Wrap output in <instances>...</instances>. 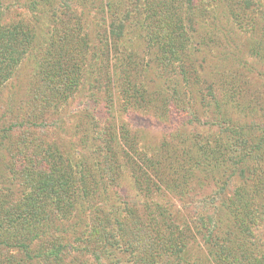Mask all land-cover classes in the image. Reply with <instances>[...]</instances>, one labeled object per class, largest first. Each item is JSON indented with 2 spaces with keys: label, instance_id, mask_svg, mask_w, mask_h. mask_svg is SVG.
I'll return each mask as SVG.
<instances>
[{
  "label": "rangeland",
  "instance_id": "rangeland-1",
  "mask_svg": "<svg viewBox=\"0 0 264 264\" xmlns=\"http://www.w3.org/2000/svg\"><path fill=\"white\" fill-rule=\"evenodd\" d=\"M0 1L2 4L0 24L3 23L8 28V26L11 27V24L21 25L24 23L21 26L23 30L28 29L32 34L36 33V29L43 32V35L38 36L39 45H35L31 39L32 44L25 48L27 51L16 68L11 69L12 56L17 54L19 47L15 53H7V58L0 69V173L2 176L0 178V207L3 206L8 213L9 209H13L10 217L4 215L0 209V264H99V262L111 264L107 258L96 260L93 253L84 251L87 241V225L90 226L92 223L96 225L93 220L98 218L102 222L98 224L99 227L104 226L105 230L107 226L103 221V212L111 209L112 216L117 219L113 226L117 231L115 232L118 234V230H121L123 234H118V237L122 239L124 245L134 243L139 248V250H135L134 257H127V255L125 257L134 261L135 264H146L148 257L146 254L144 257V242L139 241L135 237V230L130 228L132 216L139 213L132 212L133 208L140 209V212L144 214L151 213L149 209L151 206L148 208L143 206L145 199L142 191L138 189L143 188L144 180H141L139 184L141 186L136 184V178L131 171L133 167H131L123 172L121 178L117 177V187H115V179L109 175L103 159L106 154L99 156V154L91 152L98 150L102 143L106 144L108 135H105V130L108 129L109 124L114 126L115 132L118 131L119 137L117 140L110 141L111 156H115L113 154L115 152L124 154L123 150L128 152L127 143L131 142L137 147L136 153H132V155L138 161L141 169L146 170V159L155 157L160 164L152 163L153 166L166 170L168 174L175 173L178 165L171 158H164V153L161 152L164 147L161 146L163 142L170 148L169 152L172 151V146L177 151L192 150L195 154L193 158H200L197 157L199 155L194 135L198 132L202 138V141L196 143L197 145L209 142V145L212 146L215 140L228 143L229 133L227 132L226 135L222 130L227 118L235 125L244 126L246 129L249 126L252 130L254 129L247 133L256 132L259 138L255 142H259L264 136V126L262 125L264 124V44H261L259 40L254 43V38L257 37V34L264 38L262 31L258 33L264 29V21L261 20V13L264 14V0H227L226 2L223 0H215V2L213 0H191L192 12H194L193 25L191 26L194 28V33L186 32L184 51L187 54H192L194 43L202 45L199 50L194 52L197 55L193 56L192 54L195 58L192 62L195 75L193 77L190 75L183 77L180 73V68L186 66L187 62L184 56L173 58L172 69H162L157 66L156 62L160 59L159 50L156 43L149 46L147 36L150 34L145 29L132 25L120 43L113 41L109 37L107 27L103 25L102 20L107 15L104 11V13L100 11L102 6L100 0L93 1L94 8L89 7L90 11L87 16L79 14L81 12L80 5H83L84 0H55V3L50 6L59 8L63 24L57 20L54 27L50 26V18L39 17L43 11L40 2L42 0H34L39 2L36 11L39 8L41 10L38 15V24L30 18V15H35V10L31 8L32 0H22L21 8L11 10H7L6 6L14 0ZM183 6L185 5L182 4L181 7ZM71 10L76 17H81L82 24L81 28L77 29L78 33L73 28L71 30L69 21L71 22L73 15L67 13ZM181 10L179 13L183 17L186 8ZM141 17L143 18V15ZM93 19L98 20L97 26L93 23ZM250 22L252 23L250 24ZM155 26L153 32L162 25ZM51 32L52 35L57 32L65 35L67 33L72 37L76 36L77 42L83 43V48L85 46L82 41L87 42L86 47H88L89 53L82 56L83 61H79L81 66L78 67L80 73L78 76L81 77L84 72H89L90 77L97 78L94 84L89 80V83L94 86L93 90L97 92L98 103L96 105L91 96L85 97L91 91L88 93L85 91L84 83L77 85L76 75L75 91L70 95L68 105L61 107L56 105L54 110L53 108L49 109L50 111L45 115L35 111L34 106L31 107V85L37 81L38 77L36 76H39L40 72L37 67L41 60H50L46 56V52L48 50L47 40ZM250 38L253 42L252 45L261 52L249 51ZM115 43L119 47L117 53L114 49ZM75 46L74 49L77 50V44ZM74 49L71 53L73 57L76 54ZM101 54L104 56L101 64L96 63L97 70L91 72L84 69L87 62L89 63L88 68H93L95 57L97 58ZM106 54L108 55L107 61L105 60ZM113 58H116L115 62ZM84 60H86L85 63ZM115 64L116 69L113 66ZM187 68L192 70L190 66ZM168 70H171V73H168ZM107 74L109 75L108 79ZM171 76L180 77L178 81L186 91L183 99L188 101L189 108L183 107L180 100L177 103L172 98L171 88L174 82L168 80ZM86 79L88 80L89 76ZM204 80L214 82L210 91L206 88ZM80 88H82L81 91ZM107 92L112 93V108L115 114L113 119L108 120H106L105 104L110 97L107 96ZM210 93H214L215 96L209 95ZM223 98L225 100H222ZM205 101L210 103L209 110L206 109ZM58 102H62V100ZM216 103L221 110L225 111V114H221V111L217 113ZM88 109L92 114L93 109L94 111L97 109L99 112L96 117V127L92 130L89 125L93 120L87 116V112L85 113ZM167 110L170 112L167 113ZM157 111L162 112L161 118H158ZM195 113L200 114L198 119H195ZM33 114L37 115V118H34ZM225 116L226 118H224ZM28 120L42 122L44 125L41 126L38 123L39 127H37L38 124L29 126L26 123ZM183 123L184 126H182ZM93 136L96 137L95 140L92 138ZM180 137H184L187 141L181 140ZM28 140L31 142L28 143ZM82 140L86 142L89 140V152L82 148ZM180 141H184L185 144ZM26 144L27 146L29 144V151L23 153L22 148ZM261 146L259 145V147ZM71 147L82 153L79 156L81 159L96 160L95 163H98L94 167L88 163L85 165L81 163V166L87 169L88 175L82 181L79 178L81 167L70 163L78 156L77 154H75L77 156H71L73 154ZM93 147L95 150L90 151ZM251 152L252 155H257L256 151ZM129 153H131L130 150ZM143 156L146 159H143ZM120 160L129 164L125 156L120 157ZM27 162L29 167L26 168ZM30 171L34 174L37 171L40 174L38 179L40 186H43L44 183V187L58 191L59 188H62L63 183L68 187L71 196L78 195L79 197H77V202L74 201L72 207L68 208L69 219L59 218V220L54 219L51 222L49 214H47L35 224L39 226L37 235L33 237L32 233L27 239H23L20 237V232L16 233L19 229L14 226V222L11 220L15 219L17 213L21 215L20 207L31 205L34 200L39 199L38 197L42 199V194L47 191V188L43 187L42 194H37L38 188H33L35 181L30 179ZM257 174L259 173L257 172ZM52 175L54 176L52 177ZM48 177L53 178V184L47 183ZM106 188H111L108 193ZM114 188H117V194L113 193L116 192ZM231 188L232 191L237 189L232 186ZM120 191H125L128 194L124 199L126 202L119 198ZM103 195L108 198L106 204L101 203ZM169 197L176 198L170 194ZM175 200L176 206L181 209V201ZM45 201H47L46 197ZM132 204H135L136 207ZM86 206L89 207L83 209L84 214L82 213L79 220L78 211ZM249 207L250 212L255 210L251 205ZM115 208L119 212L114 211ZM155 217L158 219V216ZM140 219L141 221L145 219L147 222L144 221L143 224L138 221V225L151 227L147 215H144L143 219L140 216ZM190 219L189 217L187 220ZM256 222L259 225L257 233L264 237V222L258 219ZM189 225L193 226L192 221L189 222ZM148 226L146 227L149 230ZM3 228H9L8 231L11 230L9 233H15L12 238L14 240H10L14 241L12 243L20 242L26 246L17 247L8 244L2 239ZM147 228L146 232H148ZM6 234L4 232V236ZM144 240L147 241V239ZM196 241L201 245L199 237ZM59 246L63 247V253H61L62 249H57L59 257H57V253L53 256V252ZM203 251L205 252V250Z\"/></svg>",
  "mask_w": 264,
  "mask_h": 264
},
{
  "label": "trees",
  "instance_id": "trees-1",
  "mask_svg": "<svg viewBox=\"0 0 264 264\" xmlns=\"http://www.w3.org/2000/svg\"><path fill=\"white\" fill-rule=\"evenodd\" d=\"M93 1L95 2L96 0H84L83 5H80L81 12H79V14L87 16L90 11L89 7L92 6L94 8L95 4ZM223 1L226 2L227 0ZM40 2L42 3L41 6H43L41 15H39L41 11L40 8L36 11L39 2L37 3L34 0L30 2L32 4V10H35V15H30V18L34 19L36 24L39 22V17L43 19L44 17L50 18L51 27H54L57 20L61 21L60 24H63L60 18L59 8L50 6L55 3V0H42ZM213 2H215V0H213ZM100 3L102 5L100 11H104L107 15V17H104L102 20L104 23L101 22L107 27L109 37L112 38L113 41L120 43L125 33L128 32L132 25L135 27L137 26V28L145 29L148 34H150V36H147L149 46H153L156 43L159 50L160 59L156 62L157 66H160L162 69H172L174 63L173 58L184 56L187 62L186 66L180 68V73L183 77L184 75H190V77L195 76L192 66V62L195 60L193 56L196 54L194 52L199 50L202 45H195L194 43L192 46L193 56L184 51V44L187 39L186 32L194 33V28L191 26L193 25L194 19L191 0H100ZM182 4L185 6L181 7ZM22 5V0H14L9 2L6 7L7 10H11L14 8H21ZM247 5L249 4L247 3ZM1 6L2 4L0 1V7ZM182 8H186L183 17H181L179 13L182 11ZM67 13L73 15L71 18L72 23L69 21L71 30L72 28L73 30H79L82 24L80 21L81 17H76L72 10ZM141 15H143V18ZM261 20L264 21L263 13H261ZM92 21L96 26L99 23L98 20L95 21V19ZM251 23L252 22H250V24ZM159 24L162 26L158 27V29L153 32V29L156 28L155 25ZM23 25L24 23L21 25L18 23L11 24V27L8 26L10 32L3 23L0 24V69L7 58V53H15L16 49L19 47L17 54L12 56L13 61L11 69H13L17 67L21 58L26 53L27 50H25V48L32 44L31 39L34 41L35 45H39L38 36L43 35V32L36 29V33L32 34L28 29L23 30L21 27ZM261 31L264 33V29L260 30L258 33ZM57 32L53 33V35L51 32L47 40L48 50L46 56L50 60L46 61L43 59L40 61L37 67L38 70L40 69L39 76H36L38 79L31 85L30 105L31 107L34 106L36 109L35 111H39L41 115L48 113L51 108L54 110L56 105H58V107L68 105L69 97L75 91L76 81L77 85L80 83L81 85L83 83L86 85L84 89L87 93L91 91L89 92L90 94L85 97L91 96L94 104L96 105L98 103L96 98L97 92L93 90L94 86L89 83L90 80V82L94 84L97 78L90 77L89 72H84L81 77L78 76L80 74L78 67L81 66L79 61H83L82 58L89 53V49L86 47L87 42H85V40L82 41L85 46V48H83V43L79 44L75 39L76 36L72 37L68 36L67 33L65 35L58 34ZM256 36V38H254V43L259 40L261 44H264V38L260 36V34ZM251 38L249 40L248 49L249 51L257 53L259 49L252 45L253 42ZM116 43L114 44V49L117 53L119 47H117ZM76 44L78 47L77 50L74 49ZM73 49L76 53L74 57L71 56ZM259 52H261V50ZM103 56L104 55L101 54V56L95 57L93 68H88L89 63L87 62L84 69L91 72L97 70L98 67L96 63H98V65L101 64ZM105 56V60L107 61L108 55L106 54ZM113 59L115 62L116 58ZM85 61L86 60H84V63ZM113 66L116 69V64ZM124 66L126 67L125 64ZM187 66H190L192 70H188ZM170 71L171 70H168V73H171ZM76 75L77 80L74 82ZM88 76L89 79L87 80L86 78ZM108 77L109 75L107 74V79ZM179 79L180 77L174 78V76L168 79L174 82L171 88L172 98L175 99L177 103L180 100V104H183V107L186 106L189 108L188 101L183 99L185 98L186 91L184 86L178 81ZM204 82L208 90L212 89V85H214L212 80H204ZM79 90L81 91L82 88ZM111 95V92H107V96L110 98L105 104L107 110L105 113L107 115L106 120L113 119L115 116L112 108L113 100ZM209 95L215 96L214 93H210ZM60 100H62V102H58ZM222 100L225 99L223 98ZM205 104L206 109L209 110L210 103L205 101ZM216 108L218 110L217 113L221 111V114H225V111L218 107V103H216ZM92 111L93 114L89 109L85 111V113L87 112V116L93 120L89 125L91 130L96 127V117L99 114L97 109L95 111L93 109ZM169 112L170 111L167 110V113ZM199 115V113H195V119H198ZM36 116L37 115H35L34 118H37ZM157 116L161 118L163 116L162 112L157 111ZM224 118H226V116ZM33 121L28 120L26 123L29 126L37 125L38 123H40L41 126L44 125L42 122ZM224 122L225 126L222 127V130L225 131L226 135L227 132L229 133L227 139L228 143L215 140L212 146L209 145V142L197 145L196 143L202 141V138L198 132L194 135L197 141H195V145L197 146L196 148L199 155L197 157L200 158L194 159L193 157L195 154L192 150H188L187 152H183V150L177 151L175 148H172V146V151L169 152L170 148L163 142L161 146H166V148L163 147L161 150V152L164 153V158L168 159L169 157L178 165L175 173L171 174H168L166 170L160 167L155 168L153 166L152 163L160 164L155 157L146 159V157L143 156V159H146V170L141 169L138 161L132 155V153H136L135 150H137V147L131 142L127 143L131 153H129V150L128 152L123 150L124 154H117L115 152L113 153L115 156H111L110 141L113 139L117 140L119 137L118 131L115 132L114 126L110 124L107 127L108 129L105 130V135H108V140L105 142L106 144L102 143V145L98 147V150L91 152L92 154H99V156L106 154L103 159L109 171V175H112L113 179H115V187H117V177L121 178L123 172L131 167H133L131 171L133 172L132 175L136 178V184L139 185L141 180H144L145 184L143 188L138 189L142 191L145 199L143 206L147 208L151 206L149 208L151 213L149 215L148 213L144 214L140 212V209L135 210L133 208L132 212L137 211L139 213L132 216L130 228L135 230V237L138 238L139 241H142V243L144 242V257L145 254L148 257V262L146 261V264H264V237L257 233L259 225L256 222L257 219L264 222V136L259 141L260 143L255 142L256 139L259 138L256 132L247 133L254 129L252 130L249 126L246 129L244 126L235 125L230 122L228 118ZM40 124H38L37 127H39ZM262 125L264 126V124ZM182 126H184V123ZM92 138L94 140L96 139L94 136ZM180 139L187 141L184 137H180ZM90 140L92 139L90 138ZM184 141L180 142L185 144ZM27 142L29 143L31 141L28 140ZM81 143V146H83L82 148L89 152V140L88 142L82 140ZM259 145L262 146L259 147ZM28 147L29 144L28 146L27 144L24 145L22 148L24 151L23 153L29 151ZM187 147H189V145H187ZM71 149L73 150L71 156L75 154L78 156L75 155L77 158H75L73 162L70 161V163L74 166L81 167V171L78 172L80 174L79 178H81L80 180L82 181L84 177L86 178L88 175L87 169H84L81 163L83 165L88 163L93 167L98 165V163H95L96 160L88 161L83 158L81 159L79 156L82 153L78 152V149L74 147H71ZM93 150H95L94 147L90 151ZM251 151H256L257 155H252ZM67 156L71 157L70 155ZM122 156H125L126 161L129 163L128 165L120 160ZM29 162L32 161L29 160ZM25 167H29L28 162ZM257 172L259 174H257ZM29 175L30 179L35 181L33 188H38V190H36L37 194H42L41 190L44 187V183L43 186H40L38 180L40 174L37 171L35 174L30 171ZM53 176L54 175H52V177ZM1 177L0 173V178ZM241 180L243 181L241 182ZM46 181L49 184H53V178L48 177ZM91 181L93 180L91 179ZM61 186L62 188H59L58 191L44 187L47 188V191L43 190L42 199L38 197L39 199L34 200L31 205L28 204L24 208H19L21 215L17 213L15 219L11 221L14 222V226L19 229L18 232H15H20V237L27 239L32 233L33 237H35L39 227L35 224L43 217H46L47 214H49L48 217L51 222H53L54 219L70 218V211L68 208L72 207L74 201L75 203L77 202V197L79 196H71L68 187L63 183ZM231 186L237 189L232 191V188L230 189ZM106 189L108 193V190L111 188ZM116 190L117 188H114V191ZM113 193L117 194V191ZM169 194L176 197L175 199H178V201H181V209L176 206V200L169 197ZM86 196L88 195L86 194ZM127 196L128 194L125 191L119 192L121 201L126 202L124 199H126ZM45 197L47 201H45ZM101 198L103 199L101 203L106 204L108 202V198L105 195ZM247 202L255 209L253 212H250V205ZM132 205L136 207L135 204ZM77 207L78 205L76 209ZM87 207L89 206L79 209V220L81 219V215L84 214L83 209ZM0 209L7 217L8 215L10 217L13 211V209H9L10 212L8 213L4 210L3 206H1ZM126 210L131 212L127 208ZM114 211H118V209L115 208ZM103 213V221L107 227H105V230L104 226L100 228L98 224L102 222H100L98 218L93 220L96 222V225L93 223L90 226L87 225V241L84 251L93 253L96 260L107 258L111 264H135L134 261L127 257H134L135 250L137 251L139 248L134 243L124 245L122 239L118 237V234L121 235L122 232L118 230L117 234L116 229L113 227L117 219L112 216V209L104 211ZM144 215L148 216L149 225H151V227H149L145 224L149 227L148 230L145 226L148 232H146L144 226L138 225V221L141 223L144 221L147 222L143 219ZM140 216L143 221H141ZM154 216H158V219H156V217L154 218ZM189 217L191 219L187 220ZM188 221H192V227L189 225ZM3 229L2 239L8 244L17 247L26 246V244L20 242L16 244L12 243L14 241L10 240H14L12 238H14L13 234L15 235V233H9L11 231H8L9 228ZM4 232L7 233L6 236H4ZM197 237H199L202 246L196 241ZM144 239H147V241ZM57 249H62L61 253H63V247L61 248L59 246L53 252V256L55 253L58 255ZM203 250H205V252ZM125 255H127V257H125ZM57 257H59V255ZM99 264L101 263L99 262Z\"/></svg>",
  "mask_w": 264,
  "mask_h": 264
}]
</instances>
